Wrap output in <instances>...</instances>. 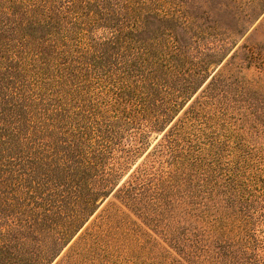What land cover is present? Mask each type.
<instances>
[{"label":"trees","instance_id":"trees-1","mask_svg":"<svg viewBox=\"0 0 264 264\" xmlns=\"http://www.w3.org/2000/svg\"><path fill=\"white\" fill-rule=\"evenodd\" d=\"M198 1L0 0V264H52L111 195L116 201L85 227L66 256L107 246L111 220L124 214L120 205L131 207L148 184L164 183L166 172H156L163 165L155 164L175 153L196 106L241 94L231 85L244 67L264 71V48L246 38L221 68L207 73L218 52L231 44L225 54L230 52L264 11V0H229L226 24H210L211 10L198 14ZM93 30L106 35L89 39ZM127 45L141 64L125 61L109 71L105 63ZM191 54L198 65L187 72ZM118 72L126 92H113L108 101L96 96L87 112L90 74L102 81ZM162 83L173 97L153 104ZM153 105L160 113L147 120ZM140 120L164 133L120 183L144 132L127 144L109 134ZM58 130L62 137L56 140ZM115 147L124 155H114Z\"/></svg>","mask_w":264,"mask_h":264},{"label":"rangeland","instance_id":"rangeland-1","mask_svg":"<svg viewBox=\"0 0 264 264\" xmlns=\"http://www.w3.org/2000/svg\"><path fill=\"white\" fill-rule=\"evenodd\" d=\"M185 1L192 3L194 0ZM198 2L202 4V8L197 9L201 16H204L203 8L211 10L210 24L229 21V0ZM87 35L89 39L98 40L106 34L103 30H93ZM246 38L264 48V11L230 52L225 54L231 44L218 52L217 60L207 65V73L212 75L221 68ZM119 53L115 56V52L105 63L109 71L117 72L125 61H129L130 67L141 64L133 46L127 45ZM197 65L198 58L192 54L188 56L187 72ZM109 77L116 82L109 83ZM109 77L99 81L90 74L87 78L85 84L90 88L86 95L87 112L96 102V96L108 101L113 92L125 91L126 81L119 72ZM184 77L172 81V85H178ZM237 79L238 84L231 87L240 89L241 94L196 106L190 124L174 146L175 153L169 155L167 152L161 163L155 164L163 165L162 171L156 172H166L164 183L159 188L154 182L148 184L147 191L131 207L120 205L124 214L111 220L110 234L105 238L108 245L90 248L77 258L66 256L85 227L97 219L108 202L116 201L111 195L52 264H264V71L250 65L242 69ZM166 86L168 83L159 86L158 95L151 99L153 104L161 105L173 97L163 91ZM200 89L183 102L170 124L184 115ZM158 105L148 110L147 120L160 113ZM146 126V121L140 120L124 130L117 127L109 134L118 137L116 142L127 144L138 137L140 130L144 132L143 143L126 163L120 183L147 159L164 133ZM55 134L56 140L62 137L60 130ZM115 153L124 155L118 147Z\"/></svg>","mask_w":264,"mask_h":264}]
</instances>
